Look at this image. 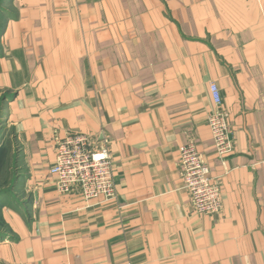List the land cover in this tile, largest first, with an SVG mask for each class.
<instances>
[{"label": "crops", "instance_id": "1", "mask_svg": "<svg viewBox=\"0 0 264 264\" xmlns=\"http://www.w3.org/2000/svg\"><path fill=\"white\" fill-rule=\"evenodd\" d=\"M0 97L21 150L0 264H264V0H5ZM215 82L233 152L216 157ZM103 133L115 198L59 192L56 144ZM193 141L221 190L195 213Z\"/></svg>", "mask_w": 264, "mask_h": 264}, {"label": "built area", "instance_id": "2", "mask_svg": "<svg viewBox=\"0 0 264 264\" xmlns=\"http://www.w3.org/2000/svg\"><path fill=\"white\" fill-rule=\"evenodd\" d=\"M209 90L213 110L207 114V124L214 153L217 158L223 159L233 152L228 113L218 85L211 82ZM49 172L54 175V184L59 192L75 194L86 203L96 198L104 201L115 198L114 165L105 136L73 133L62 137L57 141ZM178 172L196 214L213 215L220 212V187L193 141L179 147Z\"/></svg>", "mask_w": 264, "mask_h": 264}, {"label": "rangeland", "instance_id": "3", "mask_svg": "<svg viewBox=\"0 0 264 264\" xmlns=\"http://www.w3.org/2000/svg\"><path fill=\"white\" fill-rule=\"evenodd\" d=\"M5 0H3L4 4ZM1 8V6H0ZM2 16L0 15V18ZM1 28V20H0ZM14 128L7 125L4 109V101L2 96L0 97V233H3L6 228V224L2 218L1 211L6 206L5 203L18 202L19 189L13 187L14 180L19 173H23L22 165L19 162L21 158V150H19V144L15 136ZM93 134L99 137L105 136L107 139V146L110 152L108 144V137L103 133H84ZM69 135V134H68ZM67 136V135H66ZM111 154V153H110ZM114 173V172H113ZM114 181V176H113ZM115 188V186H114ZM13 200V201H12Z\"/></svg>", "mask_w": 264, "mask_h": 264}, {"label": "trees", "instance_id": "4", "mask_svg": "<svg viewBox=\"0 0 264 264\" xmlns=\"http://www.w3.org/2000/svg\"><path fill=\"white\" fill-rule=\"evenodd\" d=\"M3 3V0H0V6H1V8H0V13H1V11H2V4Z\"/></svg>", "mask_w": 264, "mask_h": 264}]
</instances>
